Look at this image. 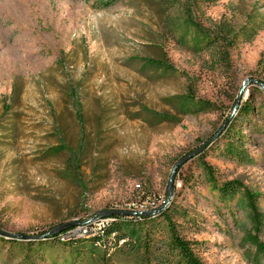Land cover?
Returning a JSON list of instances; mask_svg holds the SVG:
<instances>
[{
  "label": "rangeland",
  "instance_id": "obj_1",
  "mask_svg": "<svg viewBox=\"0 0 264 264\" xmlns=\"http://www.w3.org/2000/svg\"><path fill=\"white\" fill-rule=\"evenodd\" d=\"M234 129L242 159L223 151ZM230 180L242 187L223 195ZM246 189L264 215V0H0V230L41 236L166 200L203 264H256ZM125 226L126 246L50 240L31 261L0 234V264H185L163 215Z\"/></svg>",
  "mask_w": 264,
  "mask_h": 264
},
{
  "label": "trees",
  "instance_id": "obj_2",
  "mask_svg": "<svg viewBox=\"0 0 264 264\" xmlns=\"http://www.w3.org/2000/svg\"><path fill=\"white\" fill-rule=\"evenodd\" d=\"M210 1H214V0H210ZM191 98L193 97L192 95L190 96ZM194 101V111H204V110H210L213 108V103L210 100H195V98L192 99ZM188 105V104H187ZM187 107V106H185ZM253 106H251L249 99L245 102V104H243L241 106L240 112L241 115H246L248 116L251 112H252ZM225 131V130H224ZM224 133V132H223ZM223 133H221L220 135H222ZM228 135H226V137L228 138H232L233 136V140L234 142H229L230 139L228 140V145L225 146L223 148L224 153L228 154L229 156L233 157V158H240L242 159L245 155V152L238 146L235 144V141L242 143V131H238L236 132V130L232 131H227L226 132ZM211 145V143L208 145V147ZM207 147V148H208ZM207 169L209 171H211V168L209 165H206ZM211 181H214L213 178H211ZM242 187V183H240L237 180H230L228 182H225V184H223L222 186L217 187L219 189V191L223 194V195H227L229 193L235 192L238 188ZM257 194L251 192L250 190L246 189L245 190V198L247 201V205L248 207L251 209L252 211V218H253V232L249 233L246 236V240L248 243H250L251 245L256 247V254L254 255L255 257V263L256 264H261L260 263V256L264 255V242H262L260 240V232L262 231V229L264 228V215L263 213L260 211L259 207L257 206ZM155 210V209H154ZM157 215H163L165 218H167V220L169 221V225H170V229L172 230V243L170 244L171 247L175 250H178L179 254H181V262H184L185 264H203L198 257L195 255L192 247H191V243L187 240H184L178 233L177 230L175 228V226L172 224L171 222V218H169V216L167 215V210L163 209L159 212H155L152 213L151 216H157ZM138 215H112V217L115 218V220L113 222H111L108 226H107V234L105 236V238H100L99 240H101L103 242L102 246L104 245H108L106 244L110 239H114L115 242L117 243V246L120 245V247H122L123 245L126 246V242L131 241L130 236L132 234V232L128 231L126 229V224L127 223H132L138 220H143L145 218H148V215L146 214H141L139 215V217H137ZM150 218V217H149ZM63 225V224H61ZM59 225V226H61ZM58 226V227H59ZM70 227H65L61 230H57L56 232L50 233L46 236H34L31 238H27V239H23L20 237H13L10 236L13 241L15 242H24L26 243V245L28 246V252L26 255V260L27 261H31L35 256L36 259L38 257H42L44 258L43 255L39 254V252H35L33 254V251L35 250V248H40L43 249L44 246L46 244H48L50 242V240H53V242L59 243V244H64V245H68L70 243L73 242H91L92 244H95V240L94 239H87V238H81V239H75V240H65L63 239V235L64 233L67 232V230ZM150 232V230H149ZM147 232L146 233V237H150V233ZM42 237V238H41ZM43 239V240H41ZM152 239H147L145 238V240H143L141 242V244H139L141 247H145L146 252H150L152 247L154 246V243L151 242ZM119 244V245H118ZM128 245V244H127ZM97 246V245H96ZM132 247H128V249H132L133 247H135V245H131ZM79 252H77L78 254ZM33 254V255H32ZM80 254V253H79ZM45 259V258H44Z\"/></svg>",
  "mask_w": 264,
  "mask_h": 264
},
{
  "label": "water",
  "instance_id": "obj_3",
  "mask_svg": "<svg viewBox=\"0 0 264 264\" xmlns=\"http://www.w3.org/2000/svg\"><path fill=\"white\" fill-rule=\"evenodd\" d=\"M242 97H243V91L239 94L238 96V99L236 101V104H235V109L234 110H237L238 107L240 106V103L242 101ZM224 128V127H223ZM221 132V131H220ZM212 142V139L208 140L205 144H203L198 150L184 156L183 158H181L175 165V168H174V171L171 175V180H170V189L172 188V181H173V177H174V173L175 171L184 163L188 162L189 160H191L192 158H194L198 153L202 152L204 149H206L208 147V145ZM165 209V205L155 209V210H152L150 212H143V211H131V210H108L106 211L103 216L107 217V216H112V215H141V214H146V215H150L152 213H155V212H159L161 210ZM79 222H69V223H64L63 225L57 227L56 229L52 230V231H49L47 232L45 235L43 236H46L50 233H53V232H56L57 230H61L65 227H71V226H75L76 224H78ZM0 234H4V235H8V236H13V237H20V238H23V239H27V238H31L33 237V235H28V234H14V233H9V232H5V231H2L0 230Z\"/></svg>",
  "mask_w": 264,
  "mask_h": 264
},
{
  "label": "built area",
  "instance_id": "obj_4",
  "mask_svg": "<svg viewBox=\"0 0 264 264\" xmlns=\"http://www.w3.org/2000/svg\"><path fill=\"white\" fill-rule=\"evenodd\" d=\"M165 202H166V200H163L159 207H161ZM112 210L140 211V210H143V209H140V204L136 203V204H133V209H123V208H121V209H112ZM109 217L110 216H107V217L101 216V217H99L97 219H94V220L79 222L75 226H71L67 230L66 233L80 232L81 230H99L100 231L102 223L104 222V220L108 219Z\"/></svg>",
  "mask_w": 264,
  "mask_h": 264
},
{
  "label": "bare ground",
  "instance_id": "obj_5",
  "mask_svg": "<svg viewBox=\"0 0 264 264\" xmlns=\"http://www.w3.org/2000/svg\"><path fill=\"white\" fill-rule=\"evenodd\" d=\"M115 220L114 217L110 216L104 220L99 230H81L80 232L65 233L63 239H74L77 237L82 238H97L98 240L104 238L107 234V226Z\"/></svg>",
  "mask_w": 264,
  "mask_h": 264
}]
</instances>
